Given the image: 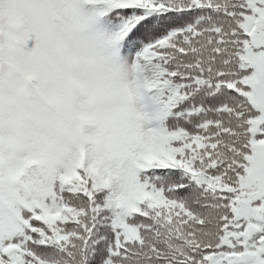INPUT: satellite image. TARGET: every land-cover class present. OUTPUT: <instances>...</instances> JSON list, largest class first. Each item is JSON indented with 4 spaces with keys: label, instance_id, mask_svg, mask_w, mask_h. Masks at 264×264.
Returning a JSON list of instances; mask_svg holds the SVG:
<instances>
[{
    "label": "snow or ice",
    "instance_id": "1",
    "mask_svg": "<svg viewBox=\"0 0 264 264\" xmlns=\"http://www.w3.org/2000/svg\"><path fill=\"white\" fill-rule=\"evenodd\" d=\"M0 264H264V0H0Z\"/></svg>",
    "mask_w": 264,
    "mask_h": 264
}]
</instances>
